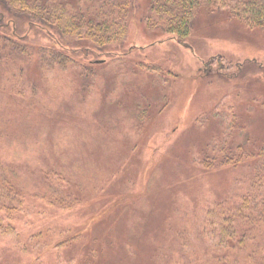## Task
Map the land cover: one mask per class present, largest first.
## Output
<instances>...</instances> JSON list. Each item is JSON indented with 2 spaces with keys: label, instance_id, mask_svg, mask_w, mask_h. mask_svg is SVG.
Masks as SVG:
<instances>
[{
  "label": "rangeland",
  "instance_id": "rangeland-1",
  "mask_svg": "<svg viewBox=\"0 0 264 264\" xmlns=\"http://www.w3.org/2000/svg\"><path fill=\"white\" fill-rule=\"evenodd\" d=\"M137 14L123 49L84 54L82 47L74 53L78 62L113 64V56L132 48L127 57L166 72L160 82L144 70L145 97L136 95L133 105L122 96L113 113L100 74L80 95L70 69L44 70L32 56L12 59L23 66L13 75L7 70L13 66L1 59L0 163L26 199L21 212L0 214L15 226V234L0 231V264L210 263L217 248L206 234L207 210L247 192L258 158L238 169L196 160L209 156V144L223 137L235 149L246 138L247 147L264 142V27L202 12V23L183 45L173 34L147 31ZM15 34L25 35L29 45L54 43L25 24ZM118 78L112 87L128 89L135 77ZM230 106L240 116L237 129L223 123ZM110 115L119 128H112ZM117 152L123 157H114ZM61 163L69 168L60 169ZM120 167L124 176L115 175ZM48 169L54 174L46 178ZM43 181L51 189L43 190ZM45 192L65 205L51 204ZM76 234L78 240L63 249L65 238Z\"/></svg>",
  "mask_w": 264,
  "mask_h": 264
},
{
  "label": "trees",
  "instance_id": "trees-1",
  "mask_svg": "<svg viewBox=\"0 0 264 264\" xmlns=\"http://www.w3.org/2000/svg\"><path fill=\"white\" fill-rule=\"evenodd\" d=\"M89 1V6L81 7L76 4V0H0V62L1 59L6 58L7 65L13 66V69L9 67L7 70L13 75L23 66L21 63H14L12 59L21 60L32 56L36 57L39 66H42L44 70L70 69L74 72L71 80L73 79L81 89L80 95L86 92L88 87L93 84L95 86L94 80L100 74L101 79L106 81L104 102L109 103L106 106L113 113L118 107V99L122 104V96L126 97L124 100L129 99L128 102L134 103L133 105L136 102V95L145 97V92L148 91L142 83L143 77H146L144 70L156 73L153 80L160 82L166 81L168 77L166 72L161 70V67L148 66L144 64V61L136 60L133 55L127 57L132 48H130L131 51L122 53L120 56H113V64L102 63L105 61L102 59L97 60L99 64L78 62L74 58V53L82 47L84 49L81 51L84 54L110 53V51L123 49L128 39L130 19L135 11L139 13L138 19L144 22L147 31L173 34L183 45H185V39L196 28V23H202L199 18L202 12L207 13V18L214 17L215 14H224L230 19L238 20L248 28L264 27V0H142L143 10L138 0ZM22 24L44 31L54 40V43L37 46L26 44L25 35L20 36L21 39H19L15 34ZM189 46L186 45V47ZM75 71H78V75ZM210 74L208 72L205 76ZM109 76H112V79ZM130 76L135 78L129 84L130 86L128 85V89L121 85L120 87L117 85L116 89L112 87V82L117 81L118 77ZM90 78L93 79L92 83L89 81ZM154 84L164 90V86H161L159 82ZM125 89L128 91L124 92ZM165 94L163 92L162 98ZM71 101L76 100L71 97ZM137 106L134 107L137 108ZM144 108L142 114L148 111ZM230 108L232 113L223 115V123H226L227 128L237 129L240 116L233 106ZM110 116L114 119H110L112 128H119L114 115ZM119 124L122 125L120 122ZM244 141L237 146L239 149H235L236 147L232 145H224L227 142L226 138L216 139L208 146L211 148V154L209 156L204 154L196 160L203 166L221 164V166L231 165L238 169L239 165L246 160H253L256 155L258 158L253 164L255 175L247 192L234 203L227 204L226 200L218 201L219 203L207 210L206 234L214 240L217 248L214 255L207 257L209 264H264V142L254 147H247L250 139L246 138ZM114 157L122 158L123 155L117 152ZM131 158L132 156L129 157ZM61 165L60 169L69 168L62 163ZM125 172L126 169L120 167L117 168L115 175L124 176ZM53 174L54 172L48 169L42 176L45 175L47 178ZM13 176L17 179L15 173ZM41 186L43 190L51 189L47 187L45 181ZM54 188L57 191L61 190L58 186ZM43 190L40 189L37 193L43 195ZM23 192V188L15 184L14 179L10 178V174L0 163V214L2 211L12 213L24 210L22 208L25 206L26 198ZM47 194L45 192L46 199L51 204L65 205L63 198L57 194L54 196ZM65 196L68 197L67 194ZM4 221V217L0 215V231L4 234H15L14 224L11 221L7 223ZM74 239L78 240V234L65 238V242L62 243L67 245L63 249L72 245ZM86 251L90 253L91 250Z\"/></svg>",
  "mask_w": 264,
  "mask_h": 264
}]
</instances>
